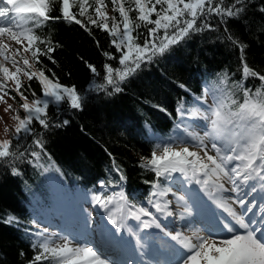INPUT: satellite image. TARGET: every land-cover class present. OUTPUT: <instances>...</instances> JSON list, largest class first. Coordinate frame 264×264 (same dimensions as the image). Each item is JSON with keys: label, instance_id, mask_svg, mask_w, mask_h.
Instances as JSON below:
<instances>
[{"label": "snow or ice", "instance_id": "1", "mask_svg": "<svg viewBox=\"0 0 264 264\" xmlns=\"http://www.w3.org/2000/svg\"><path fill=\"white\" fill-rule=\"evenodd\" d=\"M57 3L60 15L51 16ZM111 5L112 10L119 14V19L108 16L105 0H94V4L89 0H0V102H5V97L15 101L16 96L11 95L14 91L22 101L20 107L24 113L21 117L11 105L5 109V112L13 111L15 127H5V132H11L13 139L0 141V161L25 157L27 149L14 151L13 140L18 144L22 134L31 135L34 131L33 121L48 128L47 110L51 104L67 102L73 109L82 107V96L77 89L50 78L42 67L40 57L46 56L55 63L51 53L55 47H59L51 39H43L36 31L49 21L62 19L75 23L89 34V26H95L112 37L111 43L120 53L118 64L121 67L106 64L104 79L106 85L118 93L122 91L120 85L142 64L163 55L190 32L201 30L197 24L201 17L215 15L231 18L245 10L241 0H234L231 6H226L224 0H111ZM132 12L136 13L135 17L130 15ZM261 12H264V8ZM149 25L153 27H147ZM141 27L147 28V35L143 43H138L141 36L138 30ZM205 27L211 29V25ZM227 39L239 48L242 78L252 77L258 79L260 84L253 88L243 87L239 99L231 88H221L219 94L212 91V102L201 114L205 121L199 125L203 135L186 126V137L194 143L182 141L181 144L170 145L162 142L142 165L153 171L157 178L168 179L173 173H180L190 183L210 192L216 207L226 214L216 216V228L207 234H201L198 230L191 235L165 232L188 253L179 264H264V74L247 63L245 45L231 35ZM13 42L18 47L14 48ZM104 55L109 60L117 59L107 52ZM37 65L41 67L37 68ZM89 68L94 74L97 72L91 64ZM21 76L30 82L37 80L42 88V96L37 98L32 91L33 99L29 100L25 92L31 89V84L25 89ZM9 81L14 87H9ZM221 83L226 85L227 77ZM33 143L40 151L33 150L27 154L34 161H39L44 152V142L37 138ZM12 172L19 174L15 167ZM226 184L230 187H226ZM101 187H104L103 183ZM153 188L156 191L151 196L157 198L167 196L170 191L159 184H154ZM177 192L181 194L173 193V196L185 213L191 214L192 208L198 209L194 190H189L181 182ZM223 193L235 195L225 197ZM114 199L111 196L94 197L97 205L109 211L108 218L116 228L124 229L125 221L130 217L139 221L144 229L155 227L165 231L167 226L162 227L158 218L147 208L127 205L123 192L119 193V200L127 205L128 211L125 212L123 206L112 211L108 206L114 203ZM149 203L157 212L173 215L167 211L170 201L161 203L150 199ZM14 221L15 217L7 220L8 223ZM36 236L38 242L33 247L37 249V254L31 264H43L44 261L48 264H114L98 249L86 244L74 243L66 237H61V242L55 243L43 231L36 233ZM136 239L143 247L140 243L142 238L137 236Z\"/></svg>", "mask_w": 264, "mask_h": 264}, {"label": "trees", "instance_id": "2", "mask_svg": "<svg viewBox=\"0 0 264 264\" xmlns=\"http://www.w3.org/2000/svg\"><path fill=\"white\" fill-rule=\"evenodd\" d=\"M233 2L226 0L224 3L231 6ZM105 3L108 16L119 19V14L112 10L111 0H105ZM241 3L245 10L237 17L206 15L198 19L201 30L190 32L163 55L142 64L120 85L122 91L118 93L112 91L104 79L106 64L121 67L118 64L120 53L115 50L107 32L89 26V34L80 25L61 21L42 31L44 39L59 45L51 53L55 63L46 56L40 57L45 74L62 85L76 88L82 96V107L69 108L67 103L60 109L50 106L48 128L33 121L31 135L22 136L18 144L13 140L14 151L27 149L25 157L0 161V264H31L37 254L18 239L13 224L5 219L9 214L21 212L19 188H36V170L40 166L49 167L53 162L58 175L65 178L66 173L69 178L76 179L80 175L85 179L94 178L115 166L123 171L129 184H146L151 174L142 165L150 158V153L147 146L131 136L133 125H140L145 119L160 125L164 121L162 112L172 115V104L186 105L190 94L199 93V78L205 74L217 78L229 71L238 82L260 84L255 78H242L239 48L227 37L231 35L245 45L247 63L264 74V12H261L264 0H241ZM130 15L135 17L136 13ZM205 25H211V29ZM138 32L141 36L137 42L143 43L147 28L141 27ZM105 52L117 59L109 60ZM89 64L96 68L95 74ZM29 84L31 89L25 95L31 100L32 91L36 96L41 94V85L35 79L26 80L24 88L27 89ZM90 84H97V87L90 90ZM231 89L239 97L240 89ZM37 138L43 140L44 152L39 161H34L27 153L40 151L33 143ZM13 167L18 175L13 174ZM40 182L39 185L45 188Z\"/></svg>", "mask_w": 264, "mask_h": 264}, {"label": "rangeland", "instance_id": "3", "mask_svg": "<svg viewBox=\"0 0 264 264\" xmlns=\"http://www.w3.org/2000/svg\"><path fill=\"white\" fill-rule=\"evenodd\" d=\"M89 2H90V0H89ZM16 47H18V46H16ZM8 85H9V87L10 86L14 87V85L12 84L11 81L8 82ZM93 86L97 87V84H93ZM9 105H11L14 110L18 111L17 105H15V103L13 102L12 99L5 97V102H0V117L3 118L2 120H0V141L9 139L11 134H12L11 132L6 133L5 127L9 128V129H13L15 127V122L12 119V116L14 114L13 111L5 112V109ZM20 105H21V103H18V108L20 109L22 114H20V113L19 114L21 115V117H23L24 113H23V110L21 109ZM11 137H13V136H11Z\"/></svg>", "mask_w": 264, "mask_h": 264}, {"label": "bare ground", "instance_id": "4", "mask_svg": "<svg viewBox=\"0 0 264 264\" xmlns=\"http://www.w3.org/2000/svg\"><path fill=\"white\" fill-rule=\"evenodd\" d=\"M109 212V211H108ZM109 217V214H107L105 217L102 218V220H99V223L101 222L102 224L104 223V219L107 220Z\"/></svg>", "mask_w": 264, "mask_h": 264}]
</instances>
